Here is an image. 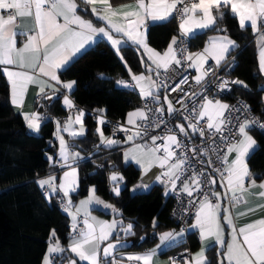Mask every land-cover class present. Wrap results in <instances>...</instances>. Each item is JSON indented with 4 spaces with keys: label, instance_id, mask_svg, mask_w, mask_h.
<instances>
[{
    "label": "snow or ice",
    "instance_id": "obj_1",
    "mask_svg": "<svg viewBox=\"0 0 264 264\" xmlns=\"http://www.w3.org/2000/svg\"><path fill=\"white\" fill-rule=\"evenodd\" d=\"M81 3L92 6L91 14L98 21L105 22L103 27H96L92 20L83 18L78 13L76 0H0V12L4 13L0 14V65L4 66L3 75L10 87L11 103L14 106L18 108L23 106L25 94L29 85L32 84L37 85L39 89L37 95L45 94L47 99H51L45 93L46 87H52L49 81L62 84L63 89L71 91L76 82H62L57 75V70L67 65L78 54L82 55L86 52L87 47L97 37L105 38L118 54L120 48L128 42L136 45L137 50L143 48L151 64L145 63L143 57H141V63L149 75L146 76L143 73L135 75L129 69L134 84H130L124 79H118L116 85L118 87H138L140 95L145 101L160 104L159 90L161 87H168L163 81L158 84L150 74L155 71L159 76L161 69L165 74L174 71L172 66L181 65L182 60L190 62L188 66L196 69L198 75L194 79L197 85L201 84L204 78L213 72L212 66L207 69L204 67L208 60H214L215 67L218 68L221 62L226 59L227 54L237 45L228 35L211 37L202 52L189 53L187 48L181 47L179 51L187 53L181 58L177 56L178 38L176 36L172 37L163 53L149 47L146 42V22L149 20L164 22L172 18L174 13L181 18L179 23L181 37L191 38L198 30L209 28L226 33V28L218 27V21L224 20L226 15L224 9H228L233 17L239 18L241 29L250 25L253 32L258 34L259 66L260 70L264 72V31H261L264 29V0H188L187 3L185 0H135L134 5H121L119 8H114L110 0H81ZM97 5L101 6L99 10ZM178 5L183 6L178 8ZM123 9L131 10L124 11ZM118 16L125 22H116L114 18ZM18 18L21 21L29 19L31 26L26 23H18ZM61 18L62 23L60 22ZM18 35L26 38L22 47H17ZM117 35L120 38H117ZM29 55L34 56L35 62L32 64L26 62V57ZM120 58L123 60L122 56ZM100 75L101 78H104L103 74ZM41 77L48 79L44 80ZM187 81V76L182 77L179 84L172 88V91H176L181 84L187 83ZM231 83L247 87L240 80ZM228 84L229 81L222 80L217 87L224 89ZM180 90L183 91V89ZM186 95L188 94L186 93ZM191 95L193 97L201 96L203 103L197 105L193 100L191 109L184 105V112L187 113L184 115V120L188 122L187 128L202 139L200 146L189 148L187 144L178 139L177 133L172 128H168L164 136H151V144L134 143L132 148L124 152V158L126 161L134 160L141 166L145 174L152 167H159L161 172L155 180L165 185L166 196L169 192L177 190L179 181L180 190L188 197H193L194 194L197 197H202L189 201L190 205H198L195 223L190 227L199 229L202 240L214 237L215 242L225 249L219 253L215 264H264V218L237 229L234 224L236 217L232 215V209L242 203H247L244 193L256 195L264 200V176H254L247 163V158L251 152L255 151L254 146L257 144L249 131L257 125L258 121L256 119L241 121L239 117H236L238 123L233 125L232 112H238L240 109L221 103L219 100H210L202 93L193 92ZM164 101L167 103L169 114L179 111L168 100L167 95L164 96ZM148 102L144 104V107L127 114V124L132 125L135 129L127 136V141L143 139L148 135L151 127L159 128L161 124H166L161 119L165 111L164 107L160 106L153 110L149 107ZM178 102L183 104V101ZM240 103L244 110L250 111L246 104ZM63 104L69 109L75 106L68 95L64 96ZM99 111L103 113L104 109ZM149 113L153 114L151 118ZM156 113L160 115L156 116ZM84 115V111L79 110L74 119L69 116L62 129L60 121H56L57 129L54 135L59 140V157L63 161L60 166L68 168L60 177L59 184L57 185L55 176L36 181L41 189H45L46 198H50V194L62 193V209L73 220L68 248L65 249L61 246L56 232L53 230L50 240L55 242L49 244L42 264H55L54 256L56 255L61 256L63 260L62 254L66 251L75 254V257L87 264H125V261L127 264H154L153 258L157 254V249L162 245L170 247L178 238L182 239L184 229L179 232L172 230L161 233L159 235L160 244L157 245V248L150 249L145 253H130L117 259L114 255L118 250L117 245H123L118 233L115 242H112L111 238L117 229L125 235H135L133 223L129 222L125 226L123 220L113 219L109 222L97 220L96 217L89 218L87 206L92 203L112 208L113 212L119 215L118 209L106 204L96 196L95 188L89 190L88 198L80 201L79 206L75 207V212L71 211L73 203L70 192H74L78 186V171L69 161L76 162L80 158V154L71 152L64 137L58 133L64 131L73 137L83 136L85 134ZM23 117L28 129L37 133L40 131L41 116L37 112L23 113ZM201 121H204L203 125ZM106 122L102 116L97 117L98 124L102 125ZM73 125H80L79 131L74 130ZM259 126L264 129V124ZM176 128L186 139L191 140L183 124H177ZM119 130L129 131L122 125L119 126ZM225 131L228 133L227 136L224 135ZM96 132L100 136L101 144L105 147L110 148L119 143L111 138L106 139L100 127L96 128ZM157 141H161V143L158 144ZM221 144H223V148H221ZM189 151H191L192 157H189ZM136 153H139L143 159L137 158ZM213 156L215 161L219 162L218 166H214ZM199 157L207 159H199ZM48 159L52 161L53 157L49 156ZM193 159H196V162L203 167L195 168L192 163ZM206 168H211L210 174H206ZM215 174L219 175V180L216 179ZM257 179L261 180L259 184H257ZM110 180L118 182L122 181L123 177L113 173ZM212 185L223 188V193L213 190ZM148 187L149 185L141 183L136 185L133 191L137 188L146 189ZM257 187L260 189L259 193H252L251 189ZM112 191L119 196V186L114 184ZM222 199L228 201L229 207H222ZM260 208H264V204H258L247 209L246 212L237 213V216L249 214ZM82 209L85 212V219L83 227L78 228L77 216ZM221 219H223L224 225L231 229L230 241H226L222 237ZM152 227L153 229L157 227L155 218L152 221ZM143 239L144 237H141V240ZM105 242L107 243L105 244ZM101 245L105 246L101 247ZM207 251V248H202L195 254L184 256L182 264H213L207 259ZM68 264H77V261L69 257ZM169 264H177V259L170 258Z\"/></svg>",
    "mask_w": 264,
    "mask_h": 264
},
{
    "label": "trees",
    "instance_id": "obj_2",
    "mask_svg": "<svg viewBox=\"0 0 264 264\" xmlns=\"http://www.w3.org/2000/svg\"><path fill=\"white\" fill-rule=\"evenodd\" d=\"M224 11L225 18L218 21V27L226 28V35L237 43L234 51L237 65L232 74L247 85L246 88H235L232 98L245 100L264 121V91L259 90L264 87V78L258 68L255 36L249 27L241 29L228 9ZM215 32L219 31L210 29L191 38L194 43L192 49L201 48L206 37ZM177 35L178 24L172 18L150 25L147 43L153 49L162 51ZM120 54L131 73L146 71L141 63L143 54L137 47H122ZM59 78L63 82H76L71 97L75 105L86 112L85 135L73 142L80 146V152L88 159L79 165L78 190L71 200L76 202L85 198L89 187L95 188L96 195L118 209L124 223H133L135 235L131 240L134 245L128 251L152 248L157 240H149L150 234L160 235L175 227L170 218L172 202L158 185H153L146 193L131 195L129 189L139 179L140 171L132 164H122L120 147L98 148L99 139L95 133L96 112L100 109H104L103 116L123 123L129 112L140 108L141 99L136 92L115 85L116 79L129 78L127 71L117 55L100 41L62 70ZM160 102H164L162 95ZM36 110L45 121L38 134H33L27 130L22 117L14 114L9 103L8 86L0 71V264H41L53 230L61 246H66L68 242L70 229L67 215L60 210L55 197L49 202L43 197L36 183L54 167L48 161L49 156L56 160L54 121L62 118L65 112L60 107V97L42 98ZM252 134L257 149L248 157L247 163L251 172L261 177L264 176V133ZM109 163L118 166L124 179L125 189L117 198L112 196L108 182ZM154 218L157 221L155 229L152 227ZM143 235L147 238L137 245ZM182 246L185 247L183 249L195 251L198 241L190 234ZM181 247L164 255H173ZM209 256L214 264L216 255L213 249L209 251ZM63 257L68 259L70 256L65 253ZM60 258L55 259V264Z\"/></svg>",
    "mask_w": 264,
    "mask_h": 264
},
{
    "label": "crops",
    "instance_id": "obj_3",
    "mask_svg": "<svg viewBox=\"0 0 264 264\" xmlns=\"http://www.w3.org/2000/svg\"><path fill=\"white\" fill-rule=\"evenodd\" d=\"M76 2H77V4H78V13H79L84 19H86V20H92V22L94 23V25H95L96 27H103V26H104L105 22H103V21H98V20L96 19V17L93 16V15L91 14V7H92V6H90V5H85V4L81 3V0H76ZM110 3L112 4V6H113L114 8H119L121 5H134L135 0H110ZM96 7L98 8V10L101 8L100 5H97ZM85 9H87V11H85ZM123 10H124V11H128V10H131V9H123ZM0 14H4V13L0 12ZM101 14H102V13H101ZM172 18H173V17H172ZM172 18H170V19H172ZM114 19H115L116 22H118V23H124V22H125L120 16H118V17H116V18H114ZM170 19H169V20H170ZM236 19H237V21H238V23H239V18L236 17ZM169 20H167V21H169ZM167 21H164V22H167ZM60 22H61V23L63 22L62 18L60 19ZM164 22H152L151 20L147 21V22H146V33H147V29H148V27H149L150 25H152V24H160V23H164ZM18 23H26L28 26H31V21H30L29 19H24L23 21H21V20L18 18ZM179 23H180V22H179ZM246 27H249V28L251 29L250 25H249V26H246ZM210 29H211V28H209V29H205V30H198V31L196 32L195 36H196V35H199V34H202V33L206 32V31H208V30H210ZM142 30H143V29H142ZM251 30H252V29H251ZM261 31H264V29H262ZM252 32H253V30H252ZM178 34H180L179 24H178ZM253 34H254V36H255V44H256V48H257L258 68H259V72H260L261 76L264 78V72H262V71L260 70V66H259V61H260V56H259V53H260V45L257 43V41H258V39H259V36H258V34L255 33V32H253ZM221 35H226V33H223V32H220V31H219V32H215V33L209 34V35L206 37L203 46H202L201 48L191 49L190 53L202 52L203 49H204V47L208 45L209 40H210L211 37H216V36H221ZM117 38H120V37L117 35ZM191 38H193V37H191ZM25 39H26L25 36L18 35V36H17V47H22V44H23V42L25 41ZM124 39H126V38H124ZM232 40H233V39H232ZM100 41H103L104 43H106L107 46H108V47H109V48H110V49H111V50L117 55V57L119 58V60H120L121 63L123 64L125 70L127 71L128 76L131 77L130 74H129V70H128L126 64H125V62H124L123 60H121V58H120V57H121L120 52H119V54H118L117 51L111 47L110 43L107 42V41L105 40V38H103V37H97V38L95 39V41H94L90 46L87 47V50H89L90 48H92L96 43H98V42H100ZM170 41H171V40H170ZM170 41H169V43H170ZM146 42H147V40H146ZM169 43H168V44H169ZM235 43H236V42H235ZM147 44H148V43H147ZM236 45H237V43H236ZM125 46H135V47H137L136 45H133L131 42H128L127 44H124L122 47H125ZM122 47H121V48H122ZM149 47H150V46H149ZM167 47H168V45L165 47V49H163L162 51H158V52L163 53V52L167 49ZM121 48H120V49H121ZM151 48H152V47H151ZM235 49H236V47H235L233 50H231V52H230L229 54H227L226 59H227L229 56H231V55L234 54ZM139 50H140V52L143 54V57H144V59H145V60H144L145 63H147V64H151V61H148V59H147V54L144 53L143 48H140ZM156 51H157V50H156ZM79 56H81V55L78 54V55H77L76 57H74V58H73V59H72L67 65H65V66H63L62 68L58 69V70H57V75L59 76V73H60L62 70L66 69V68H67V67H68V66H69L74 60H76ZM226 59H225V60H226ZM225 60L222 61L221 64H222L223 62H225ZM209 61L215 63V61L212 60V59H209L208 62H209ZM26 62L29 63V64L34 63V62H35V60H34V56H33V55H29V56H27V57H26ZM189 63H190V62H189ZM173 66H177V65H173ZM9 67H12V66H9ZM152 67H153V69H154V65H153ZM3 68H4V66H3V65H0V71H1L2 75H3ZM190 68H191V70L193 71L194 76H197L198 73H197L196 69L193 68V67H190ZM17 70H19V69H17ZM142 73L145 74L146 76L149 75V73L147 72V70H146V71H143ZM132 74H133V73H132ZM140 74H141V73H140ZM154 74H155V71H153V72L150 74V75L152 76V78H153ZM3 76H4V75H3ZM4 78H5V81H6V83H7V80H6V77H5V76H4ZM41 79L47 80L48 78H47V77H41ZM118 79H124V78H118ZM118 79H116V80H118ZM116 80H115V85H116ZM124 80L127 81V79H124ZM69 81H72V80H69ZM69 81H65V82H69ZM62 82H63V81H62ZM49 83L52 85V87H46V88H45V93H46V95L49 96V97H51V99L56 98V97H60V107H61V109L65 112V115H64L63 118H60V119H57V120H56V121H60V126H61V129H62L63 126H64V123L67 121V118H68L69 116H72L73 119H74L75 116H76V114L78 113V111H79V110H83V109L78 108V107L75 105V103H74L75 106H74L73 108H71V109L67 108V107L64 106V104H63V99H64V96H65V95H68L69 98L73 100V98L71 97V94H72L73 91L75 90V86H76L75 84H74V86H73V89H72L71 91H69V90L63 89L62 84H56L55 81H49ZM7 86H8V94H9V103H10V106H11V108H12L14 114L21 116L23 120H24L23 113L37 112V110H36V106H37V104H38V99H39L40 97H41V98H45V94H41L40 96L37 95V93H38V91H39L37 85H35V84L29 85L28 90H27V92H26V94H25V97H24V103H23V106L18 108V107L14 106V105L11 103L10 87H9L8 83H7ZM116 86H117V85H116ZM238 87H243V86L238 85ZM120 89H121V88H120ZM122 89L129 90L128 87H123ZM135 92L138 94V96L140 97L141 100H144V99L141 97V95H140V89H139L138 87H136V91H135ZM46 99H47V98H46ZM210 100H213V101L219 100L221 103H225V104H227V102H226L225 100H220V99H210ZM73 102H74V101H73ZM135 110H136V109H135ZM135 110H133V111H135ZM83 111H84V110H83ZM131 112H132V111H131ZM37 113H38V112H37ZM84 113H85V115H86V112H85V111H84ZM38 114H39V113H38ZM39 115H40V114H39ZM85 115H84V117H83V123H84ZM40 116H41V115H40ZM101 116L103 117L102 113H101L100 111H97V112H96V118H95V121H96V128H97V127H100V128L102 129V131L104 132V136H105V138L107 139V138H109V137L106 135V132H105L104 129L102 128V125H100V124L97 123V117H101ZM56 121H54V123H55V132H54V133H56V129H57ZM24 122H25V120H24ZM138 122H140V121H138ZM201 122H204V121H201ZM43 123H44V120H43V117L41 116V125H42ZM123 124L126 125V126L133 127L132 125H128V124H127V115H126V117H125V119H124ZM177 124H181V123L176 122V123H175V127H176ZM25 125H26V122H25ZM84 127H85V126H84ZM26 128H27V125H26ZM79 128H80V125H73V129H74V130L79 131ZM96 128H95V133L97 134L98 139H99L98 148L110 149V148H114V147H120V148H121V151H120V152H121V160H122V164H123V165L132 164L134 167H136V168L140 171L139 179H138L137 182H136L133 186H131L130 189H129V193H130L131 195L136 194V193H146V192H147V191H148L153 185L161 186V187L164 189L165 185H164V184H161L160 182H157V181L155 180L156 176L161 172V169H160L159 167L154 166V167L151 168V170H150L149 172H147V174H145V173L143 172V169L141 168V166H140L139 164H137L134 160H132V159H128L127 161L125 160V158H124V152H125L126 150H128V149H130V148L133 147V144L135 143L134 141H127V139H126V140H117V139H114V140L119 141V143H117L116 145H114V146H112V147H110V148H109V147H105V146H104L103 144H101V142H100V136H99V134L96 132ZM185 128H186V131H188L189 133L191 132V129H188L186 126H185ZM176 129H178V128H176ZM27 130H28L29 132L33 133V134H38L37 132H33L32 130H30V129H28V128H27ZM85 131H86V129H85ZM252 133H253V132L249 131V134L253 137V134H252ZM58 135L63 136L64 139H65V141H66V143L69 144L70 142H73V141H75V140L81 139L85 134H84L83 136H76V137H73V136L69 135L68 132L61 131V132L58 133ZM253 138H254V137H253ZM53 139H54V141H55L56 144H57L56 160H55V163H54V167H56V165H61V164L63 163V161H61V160H60V157H59V151H60L59 140L57 139V136H56V135H53ZM111 139H113V138H111ZM254 148H255V150L257 149V144L254 146ZM70 151H71V152H79V154H80V158H79L76 162H73V161H71V160L69 161V163H71L73 167H76V168H77V171H78L79 165L81 164V162H83V161L87 158V155H83V154L80 152L79 149H75V148H70ZM253 152H254V151H253ZM253 152H251V154H252ZM251 154H250V155H251ZM136 155H137V158H139V159H143V157H141L139 153H136ZM247 159H248V158H247ZM248 167H249V166H248ZM61 168H62V170H61V172H60L59 174H57V175L54 174V175H53V174H50V172H48L47 175L43 176L42 178H47V177H49V176H55V177L57 178V179H56V183H57V185H58L59 182H60V177H62V175H63V172L68 170L67 167H61ZM249 169H250V168H249ZM250 171H251V170H250ZM252 173H253V172H252ZM253 175H254V176H257L255 173H253ZM42 178H39V179H42ZM218 180H219V179H218ZM78 181H79V171H78ZM260 182H261V180H260V181L257 180V184H259ZM141 183H142V184H145V185H149V187L146 188V189H138V188H137L135 191H133V189L136 188V185L141 184ZM37 185H38V184H37ZM38 186H39V185H38ZM39 187H40V186H39ZM91 188H93V187H89V189H88V194H87V196H86L85 198H82V199H80V200H78V201H76V202H73V201H72V203H73V208L71 209V211L75 212V207H76V206H79L80 201H82V200H86V199L88 198V196H89V194H90V193H89V190H90ZM40 189H41V188H40ZM41 190H42V189H41ZM77 190H78V186H77V188H76V190H75L74 192H70V198H71L72 195H74V194L76 193ZM110 190H111V186H110ZM213 190H215V191H219V192H221V193H223V191H224L223 188H220V187H218L217 185H214V189H213ZM259 191H260V189H259L258 187H257V188H253V189H251V192H252V193H259ZM243 195H244V198L246 199L247 203H242V204L238 205L237 207H235L234 209H232V215H233L234 217H236V218L234 219V224H235V227H236L237 229H239L240 227H243V226L247 225L248 223H253V222H255V221H257V220H259V219H261V218H264V208H260V209H258V210H256V211H253V212H251V213H249V214H246V215H239V216H237V213L246 212L247 209H249V208H253V207H255V206L258 205V204H264V200H261V199L258 198V196H256V195H251V194H249V193H244ZM54 196H55V194H54V195H53V194H50V198H46V196H43V197L49 202L51 198H54ZM96 196L99 197L98 195H96ZM164 196H166V195H165V189H164ZM99 198H100V197H99ZM100 199H101V198H100ZM101 200H103V199H101ZM103 201H104L106 204H110V205H112L115 209H117L113 204H111V203H109V202H107V201H105V200H103ZM221 204H222V207H229V205H228V201H227L226 199H222V200H221ZM87 212L90 214L89 218H90V217H96L97 220H101V221H109V222H110V221H112L113 219H116V217H115V216H116V213L113 212L112 208H105L103 205H97V204H95V203H92V204H90V205L87 206ZM64 213L67 215V217H68V219H69V229H70L69 231L71 232V230H72V224H73L72 217L69 216L66 212H64ZM84 219H85V212H84V210L82 209L81 212H80V213L78 214V216H77V224H78L79 222H81V223L83 224V220H84ZM194 223H195V218H194L193 222L191 223V225L194 224ZM221 226H222V228H223V232H222V237H223V239H225L226 241H230V240H231V229H230L229 227H226V226L224 225V221H223V219H221ZM169 231H172V230H169ZM70 232H69V235H68V242H67V245H66V246H62V247H64L65 249L68 248V245H69V242H70ZM166 232H167V231H166ZM117 233H118V234L121 233V232L119 231V229H117V232L113 234V237L111 238L112 241H113L114 238L116 237ZM190 234L194 235L195 238H196L197 241H198V248H197L195 251H191V250H190L191 254H195V253L199 252L202 248H207L208 251L206 252V256H207V259L210 261L209 251L213 249V250H214V254L216 255V259H215V261H214V264H215V262L217 261V259H218V257H219V253L223 252L225 249L222 248L218 243L215 242V238H214V237H209L208 239L202 240L201 237H200L199 229H195V228H191V227H190L187 235H190ZM187 235H186V237H187ZM186 237H182V239H181V238H178L177 241L174 242V243L172 244V246H170V247L162 245L159 249H157V254H156V256L153 258V262H154V264H169V260H170V258H171L172 255H166V256H165L164 254L167 253V252H169L170 250H172V249H174V248H178L179 246L181 247V245L184 244V243L186 242ZM240 239H241V241H242V237H241ZM156 240H157V243L155 244V246H153V247L150 248V249L157 248V245L160 244V240H159V238L156 239ZM54 242H55L54 240H49V243H48L47 249H48V247H49V244H50V243H54ZM106 243H107V242H105V244H106ZM103 246H104V245H101V247H103ZM183 248H185V247L182 246L181 248H179V249H181L180 251L189 250V249H183ZM150 249H149V250H150ZM149 250H148V251H149ZM145 252H147V251H144V250H143V251H135V250L128 251V250H127V251H124V252H121V253H118V254H119L120 256H127V255L130 254V253H145ZM46 253H47V250H46ZM46 253H45V254H46ZM65 253L68 254L71 258L76 259V261H77L78 264H87V262H82V261L79 260L78 257H75V254L70 253L69 251H66ZM65 253H63V254H65ZM63 254H62V255H63ZM57 257H59V255L54 256V258H57ZM42 262H43V260H42ZM41 264H42V263H41ZM181 264H182V263H181Z\"/></svg>",
    "mask_w": 264,
    "mask_h": 264
},
{
    "label": "built area",
    "instance_id": "obj_4",
    "mask_svg": "<svg viewBox=\"0 0 264 264\" xmlns=\"http://www.w3.org/2000/svg\"><path fill=\"white\" fill-rule=\"evenodd\" d=\"M185 2L187 3L188 0H185ZM183 5H178L177 7L180 8ZM173 19L175 20L176 24H179L180 22V16L178 14H173ZM178 38V44H177V56L178 58H181L182 55H186L187 53H181L179 51V49L181 47L183 48H187V52L190 53L194 43L193 40L191 38H185V37H181L180 34H178L176 36ZM182 41V43H181ZM189 62L188 61H183L182 60V64L181 65H177V66H172V68H174V71H169L167 74H165L164 70L161 69L160 70V75L157 76L156 73L154 74L153 79L159 84L161 81H163L165 84L168 85L167 88H163L161 87L159 90L160 95H162L163 99L164 96L167 95L168 100L172 102L173 106L178 109L179 111H177L174 114H169L167 111V103L164 102H160V104H152L148 101L145 100H141V105L140 108L144 107V104L146 102L149 103V107L152 108L153 110H155V108L163 106L165 111L163 113V116L161 117V119H163L166 124H161L159 128L156 127H151L149 129V133L147 136H144L143 139L141 138H137L134 142L135 143H149L151 144V136H164L167 129L168 128H172L178 136V139H180L183 143L187 144L189 146V148H191L192 146H200L202 144V139L199 137L198 134H193L192 130L189 133V136L191 137V140L186 139L183 134L179 133V129H176L175 127V123H181L184 126L187 127V121L184 120V115H186L187 113L184 112V105H186L189 109H191L193 107V100L196 101V104L199 105L201 103H203V99L201 96H195L193 97L191 95V93L195 92V93H202L203 96H207L208 99H220V100H225L227 102V104L229 106H234V108H238L240 109V111L236 112L233 111L232 112V123L233 125H235L236 123H238V121L236 120V117H239L240 120H244V119H256L258 121L257 125H255L252 130H250L253 133H264V129H262L259 125L264 124V121L261 120V118H259L255 112L253 111L252 107L249 105V103H247L245 100L243 99H239V98H232V93L234 91L235 88L238 87L237 84H233L231 83L232 81L238 80V78L236 76H234L232 74L233 69L236 67L237 65V58H236V54H233L231 56H229L225 62H223L222 64H220V66L217 68L215 67V63L214 62H207V64H205V69H207L209 66L213 67V72H211L208 76H206L204 78V80L201 82V84L197 85L196 81L194 79V73L191 70V68L188 66ZM135 75H139V74H135ZM187 76L188 77V81L187 83L181 84L180 87L176 90V91H172V88L175 87L177 84H179L180 80L182 77ZM222 80H227L229 81V84L224 88V89H219L217 87V85L222 81ZM127 81L130 84H134V81L131 80V77H129L127 79ZM130 91H136V87L132 88V87H128ZM180 89H183V91H181ZM186 93L188 95H186ZM41 97L38 99V103L41 101ZM178 101H183V104L179 103ZM263 101H264V97H263ZM243 102L244 104H246L248 106V108L250 109V111H246L243 109V107L241 106V103ZM156 116H159V113L155 114ZM150 118L153 116L152 113H149ZM64 117V116H63ZM62 117V118H63ZM103 118L107 121L105 124H102V128L104 129V131L106 132V135L109 138H113V139H117V140H126L127 136L131 134L132 131H134L135 129L133 127L130 126H126L124 125L121 121L119 120H115V119H111L109 117L103 116ZM43 120L45 121V118L43 117ZM141 123V122H138ZM201 124L203 125L204 122H201ZM123 126L126 129H129V131L125 132V131H120L119 130V126ZM114 129L115 132H114ZM233 131H235V129H233ZM224 135H228L227 131H225ZM157 143H161V141H157ZM221 148H223V144H221ZM189 157H192V153L191 151L188 152ZM213 160L215 161V157H212ZM88 159V158H87ZM199 159H204L206 160V157H199ZM193 166L197 169L203 167V165H200L196 162V159L192 160ZM219 162L215 161L214 166H218ZM62 168L60 165H56V167H53L49 172L50 174H59L61 172ZM211 173V168H206V174H210ZM216 175V179H219V175ZM214 189V185L211 186ZM165 189V187H164ZM181 189V184L178 181L177 182V190L175 192H169L168 195L166 197H168L171 202H172V206H171V211H170V218L174 223V228L172 230H175L176 232H179L181 229H184V234L183 237H186V235L188 234L189 228L191 226V223L193 222L194 218H195V213L197 211L198 205H190L189 201L190 200H197L199 198L202 197H197L195 194L193 197H188L186 193H184L183 191L180 190ZM45 192V189L41 190V193L43 196ZM55 201L58 204V207L60 208V210L62 212H65L62 209L61 206V199H62V193H56L55 194ZM67 199V198H65ZM214 199V198H213ZM78 228H82L83 224L81 222H79L77 224ZM71 233V232H70ZM149 248L145 249L144 251H148ZM189 254H191L190 250H184V251H179L175 254H173L171 256V258L175 257L177 259V264H181L183 257L184 256H189ZM116 258L119 259L121 256L117 253L115 254ZM56 258H54L55 260ZM125 264H127V261H125Z\"/></svg>",
    "mask_w": 264,
    "mask_h": 264
},
{
    "label": "water",
    "instance_id": "obj_5",
    "mask_svg": "<svg viewBox=\"0 0 264 264\" xmlns=\"http://www.w3.org/2000/svg\"><path fill=\"white\" fill-rule=\"evenodd\" d=\"M223 33H224V32H223ZM259 90H260V91H264V87L260 88ZM68 145L70 146V148L80 149V146L77 145V144H75L74 142H70ZM48 161H49V165L52 166V165L54 164V162H55V158H53L52 161H50V160L48 159ZM108 170L110 171V174H109V176H108V182H109V184H110V186H111V193H112V196H113V197L117 198V197L120 196V194H121V193L124 191V189H125V186H124V179H123L122 181H118V182H112V181L110 180V176H111L113 173H117L119 176H122L121 173L118 171V166H117V165H115V164H113V163H109V164H108ZM114 184H115L116 186H119V188H120V194H119V196L115 195V193L112 191V188L114 187ZM115 217H116V220H122V215H121L120 212H119V215L116 214ZM127 224H128V223H124L125 226H126ZM133 232H134V228H133ZM134 233H135V232H134ZM118 235H119V238H120L121 244H122L123 246H121L120 244H118V245H117V249H118V250H117L116 253H114V255L117 254V253H121V252L127 251V250H129V249L134 245V242L131 240V239L134 237V235H125L123 232H121V233L118 234ZM142 237H144V239L141 240V238H140V239L138 240V242H137V245H140L141 243H143V242L145 241V239L147 238V236H145V235H143ZM158 238H159V235L154 236L153 234H150V236H149V240L158 239ZM115 239H116V237L114 238V240H113L112 242H115ZM104 246H105V245H104ZM57 264H68V259H65V257H64V259L62 260V259L60 258L59 261L57 262ZM77 264H78V263H77Z\"/></svg>",
    "mask_w": 264,
    "mask_h": 264
},
{
    "label": "rangeland",
    "instance_id": "obj_6",
    "mask_svg": "<svg viewBox=\"0 0 264 264\" xmlns=\"http://www.w3.org/2000/svg\"><path fill=\"white\" fill-rule=\"evenodd\" d=\"M116 87H117V88H121V89L123 88V87H118V86H116Z\"/></svg>",
    "mask_w": 264,
    "mask_h": 264
}]
</instances>
